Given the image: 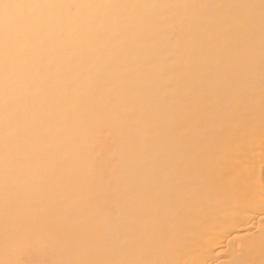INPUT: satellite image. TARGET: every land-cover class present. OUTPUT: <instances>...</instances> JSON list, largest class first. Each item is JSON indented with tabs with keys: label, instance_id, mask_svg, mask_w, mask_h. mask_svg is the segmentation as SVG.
Here are the masks:
<instances>
[{
	"label": "snow or ice",
	"instance_id": "obj_1",
	"mask_svg": "<svg viewBox=\"0 0 264 264\" xmlns=\"http://www.w3.org/2000/svg\"><path fill=\"white\" fill-rule=\"evenodd\" d=\"M257 200L264 0H0V264H264Z\"/></svg>",
	"mask_w": 264,
	"mask_h": 264
},
{
	"label": "bare ground",
	"instance_id": "obj_2",
	"mask_svg": "<svg viewBox=\"0 0 264 264\" xmlns=\"http://www.w3.org/2000/svg\"><path fill=\"white\" fill-rule=\"evenodd\" d=\"M262 220H264V207L259 200L233 210L228 222L213 232L211 242L206 246L205 256L211 260L219 257L223 261L239 258L230 252V245L245 237H252L259 241L264 234ZM236 248L240 249L239 243L236 244ZM175 258L181 257L177 254Z\"/></svg>",
	"mask_w": 264,
	"mask_h": 264
}]
</instances>
